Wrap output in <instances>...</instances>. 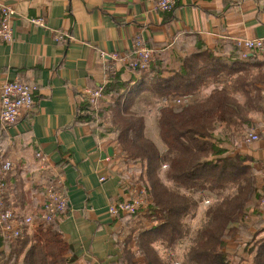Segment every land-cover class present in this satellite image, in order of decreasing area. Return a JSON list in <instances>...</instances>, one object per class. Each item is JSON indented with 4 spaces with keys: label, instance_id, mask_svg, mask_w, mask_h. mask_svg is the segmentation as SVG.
Returning <instances> with one entry per match:
<instances>
[{
    "label": "crops",
    "instance_id": "1",
    "mask_svg": "<svg viewBox=\"0 0 264 264\" xmlns=\"http://www.w3.org/2000/svg\"><path fill=\"white\" fill-rule=\"evenodd\" d=\"M0 3L13 10V40L0 44V92L3 83L14 80L38 86L33 111L13 126L0 125V167L10 163L4 178V203L19 220L34 215L45 201L48 179L59 174L64 180L68 209L56 225L70 246L67 257H74V264H126L125 251H135L131 236L152 224L144 218L145 212L135 217H112L108 205L144 192L142 168L126 160L110 135L102 137L93 126L77 123L76 112L86 90L104 86L108 76L117 74L128 81L136 75L120 60L102 59L100 53L128 56L137 38L153 50L151 64L157 54L173 48L176 54L187 46L226 52L240 40L264 39V0H174L173 10L166 14L154 11L147 0ZM34 18H43L46 28L32 25L30 19ZM57 32L69 38L56 42ZM260 69L264 71V65ZM213 87L201 88L194 99L204 98ZM256 87L263 94L264 109V84L257 83ZM141 99L152 105L142 115L145 136L163 149L157 121L164 105L146 93L136 101L134 111ZM250 117L258 125L247 133L236 132L231 150L256 170V189L261 198L264 112H252ZM249 133L257 134L259 140L245 143ZM38 152L44 161L36 158ZM257 206L258 219L264 225V206L260 202ZM25 230L31 233L33 228ZM155 248L158 252V246ZM3 249L0 238V252ZM135 261L144 264L138 256ZM242 264H251V258L250 263Z\"/></svg>",
    "mask_w": 264,
    "mask_h": 264
},
{
    "label": "trees",
    "instance_id": "2",
    "mask_svg": "<svg viewBox=\"0 0 264 264\" xmlns=\"http://www.w3.org/2000/svg\"><path fill=\"white\" fill-rule=\"evenodd\" d=\"M174 8V7H173ZM157 54L145 71H130L133 80L119 75L107 77L102 96L95 106L84 100L76 112V122L93 126L102 136L114 139L127 161L139 163L144 189V218L152 224L137 230L133 239L135 251H125L126 264H170L162 259L156 246L172 250L189 241L182 264H239L242 252L251 264H264V225L258 219L256 170L246 159L234 155V134L247 133L258 124L252 112H264L263 94L256 87L264 84V45L245 54L231 44L226 52L193 47ZM249 53V52H248ZM254 70H257L254 73ZM213 85L202 99H194L203 87ZM158 99L183 98L179 106L164 105L159 109L157 129L161 152L145 136L144 117L132 107L143 94ZM192 99V100H191ZM162 164L167 165L164 178ZM228 188L233 193L211 203L204 212V223L193 236L185 219L193 215L200 203L197 193L219 196ZM43 204L33 217L31 233L23 229L11 241L1 239L0 264H74L67 257L70 246L63 240L56 221H40ZM139 213L128 216L135 217ZM238 242L235 252L227 249V239Z\"/></svg>",
    "mask_w": 264,
    "mask_h": 264
},
{
    "label": "built area",
    "instance_id": "3",
    "mask_svg": "<svg viewBox=\"0 0 264 264\" xmlns=\"http://www.w3.org/2000/svg\"><path fill=\"white\" fill-rule=\"evenodd\" d=\"M150 7L159 13H170L174 7V0H147ZM13 10L0 3V44L10 43L13 40V30L11 27V17ZM30 23L34 26L46 28L43 18L30 19ZM68 37L62 33L54 34L56 42H63ZM238 46H241L246 52L254 49H261L264 45V39L240 40ZM133 50L130 55L120 57L117 54L108 55L100 53V58L110 57L112 60H120L126 66L128 71H145L153 58V50L146 47L142 39L137 38L134 41ZM38 91V86L14 80L5 82L1 85L0 92V125L3 127L13 126L24 115L29 114L34 109V94ZM103 85L94 89H88L85 93V100L88 104L95 106L102 96ZM163 105L179 106L186 102L183 98L162 99ZM259 140V136L255 133H249L244 138L245 143ZM36 158L44 161L40 152L36 153ZM161 169L166 170L167 165L162 164ZM10 170V163L5 162L0 167V238L4 241H11L18 238L23 232L24 227L34 226L35 219L33 215L25 216L21 220L17 218L15 212L7 207L4 203V178ZM102 180V179H101ZM63 177L59 174L52 175L45 185V201L43 203L40 221L43 223H51L54 220L66 214L68 209V201L63 192ZM209 201H205V205H209ZM260 204L264 206V198ZM144 192L133 195L128 200L112 202L108 205V213L112 217H120L121 215L133 216L145 207ZM176 264V263H174Z\"/></svg>",
    "mask_w": 264,
    "mask_h": 264
},
{
    "label": "rangeland",
    "instance_id": "4",
    "mask_svg": "<svg viewBox=\"0 0 264 264\" xmlns=\"http://www.w3.org/2000/svg\"><path fill=\"white\" fill-rule=\"evenodd\" d=\"M162 100V99H161ZM161 100L159 101L160 105H163ZM152 103H154V100L151 101ZM140 106L135 110V112L137 114H140V115H144L145 111L148 109V106H152L151 104H146V101H144L143 99H141V102L139 103ZM162 149V148H161ZM160 151L161 152H164V146H163V149ZM165 170L161 169L159 170V174H160V178L161 180L167 184V181L165 180L164 178V173L163 172ZM170 185V184H169ZM170 187H172V185H170ZM233 193V190L231 188H228L226 191H224L223 193H221L219 196H216V195H212V194H209V193H197L195 194V199H197L198 201H202L200 203V208H201V214L198 215V209H200L199 207L197 208L196 212L193 214V216H188L186 219H185V224L186 226L188 227L189 231H190V235L193 236V234L195 233V231L197 229H199L205 219H204V212L206 210V208L213 202H216L218 199L220 200L222 197L228 195V194H231ZM208 200L209 201V205H205V201ZM197 213V216H195ZM230 239V243H228L227 245V251L230 252V253H233L235 252L236 248H237V245H238V242H232L231 238ZM189 241H188V238L187 240H184L183 242H180L179 244H177V246L173 247L172 250H166V249H163L161 246H158V252H160L162 258L169 262L170 264H182L183 263V255L186 253L187 249H188V246H189ZM236 254L238 255V257L236 258V262H238L239 264H242L244 262H249L250 263V256H247L246 254H244L242 252V249L238 250L236 252ZM245 257V258H242V257Z\"/></svg>",
    "mask_w": 264,
    "mask_h": 264
}]
</instances>
